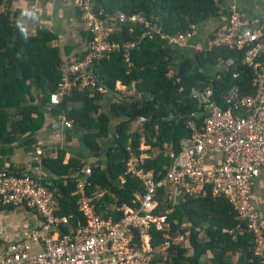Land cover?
<instances>
[{"label":"trees","instance_id":"16d2710c","mask_svg":"<svg viewBox=\"0 0 264 264\" xmlns=\"http://www.w3.org/2000/svg\"><path fill=\"white\" fill-rule=\"evenodd\" d=\"M218 1L89 0L90 12L112 30L110 41H134L148 32L130 51L129 69L122 53L108 54L93 64V74L108 92H114L119 82L125 87L133 84L136 93L129 101L111 104V115L122 118L111 130L109 116L102 112L99 103L103 94L94 90H75L59 105H50V94L61 79L59 65L71 48L56 45V36L46 29L29 35L9 6L2 5L4 1L0 0V145H14L22 137L41 130L45 118L43 107H48L53 116H64L72 126L82 129L86 133L84 145L93 153L102 151L97 141L113 139V145L106 151L107 168H90L85 192L94 197L98 215L118 220L121 211L116 209L123 205L137 206L135 196L144 194V183L126 171L128 161L135 159L136 168L151 171L157 180L172 163L169 154H165V146L171 147L169 151L174 156L178 155L182 142L192 137L188 121L194 120L198 127L202 126V105L193 93L210 89L211 100L225 108L223 97L231 88L237 86L241 94L254 91L253 71L241 63V55L236 51L215 47L192 53L190 57L182 56L178 71L172 72L170 64L176 50L167 47L158 33L134 23L119 22V16H141L166 35L193 29L201 33L218 16ZM87 40H91L90 34ZM208 67H217L219 71L208 73ZM136 119H141V124L130 131V124ZM142 143L156 155L150 151V157L139 164ZM62 160L63 153H59L57 159H44L43 164L66 178L41 183L54 191L57 214L68 217L69 225L61 227V232L67 233L78 223H85L78 210V196L74 194L77 178L73 177L84 164L74 158L66 164ZM0 169L16 175L23 173L11 166L3 168V164ZM97 191H102L99 197ZM156 200L155 212L166 214L168 227L164 232L151 230L150 244L155 255L151 264H264V255L255 254L254 238L246 224L237 219L228 200L212 197L210 188L197 197L186 195L175 204L168 201L167 189L160 188ZM6 208L13 207L0 204V210ZM181 238H186L188 243L185 245ZM165 243L168 245L162 256ZM244 248L248 253L246 263Z\"/></svg>","mask_w":264,"mask_h":264},{"label":"built area","instance_id":"2783aa9c","mask_svg":"<svg viewBox=\"0 0 264 264\" xmlns=\"http://www.w3.org/2000/svg\"><path fill=\"white\" fill-rule=\"evenodd\" d=\"M40 1L78 9L80 20L91 35L82 51L62 58L61 79L50 94V105H59L75 90L91 89L106 94L107 89L93 74L94 62L108 54L122 53L129 69L130 51L148 32L134 41H110L112 30L90 12L89 0ZM119 22L134 23L158 33L172 49L201 53L215 47H228L236 51L241 55V63L253 71L254 91L241 94L237 86L231 88L223 97L225 108L211 100L210 89L193 93L202 105V126L198 127L194 120L188 121L192 137L182 143L178 155L169 153L172 163L161 178L155 180L152 172L128 164L126 171L144 183V194L135 196L137 206L123 205L116 209L121 211L118 220L96 213L94 197L85 192L90 167H83L73 175L77 178L74 194L78 196V210L85 223H78L67 233H62L61 227L69 225V219L57 214L58 203L53 190L32 174L16 175L0 169V204L24 207L40 219L37 227L23 230L18 241L0 251V264H151V230L164 232L168 227L166 214L155 212L160 188L167 189L171 204L186 195L197 197L210 188L212 197L228 200L237 219L244 222L253 235L255 254L263 256V219L251 202V191L260 170L264 169V24L235 9L205 36L195 29L176 35L162 34L138 15L119 16ZM64 126L70 129L71 122L64 121ZM167 245H163V252Z\"/></svg>","mask_w":264,"mask_h":264},{"label":"crops","instance_id":"0c3cea01","mask_svg":"<svg viewBox=\"0 0 264 264\" xmlns=\"http://www.w3.org/2000/svg\"><path fill=\"white\" fill-rule=\"evenodd\" d=\"M2 3V5L9 6L11 12L29 35H35L39 29H46L56 36V45L61 48L70 47L71 53L82 50L85 46L87 32L76 8L57 2L40 0H4ZM218 5L220 12L217 17L209 21L206 29L201 32L203 36L223 23L233 9L249 19L264 24V0H219ZM175 50L174 55L176 56L172 58L170 64L172 72L178 71L182 56L190 57L193 53L182 48ZM207 70L211 74L219 71L217 67H208ZM171 71L170 75H172ZM134 96L136 93H134L133 84L130 87H125L119 82H116L114 92H107L103 95L99 103L102 106V112L109 116L111 130L122 120V118L117 119L111 115V104L129 101ZM43 109L45 110V118L41 130L35 134L22 137L14 145H0V152H4L0 153V164H3V168L11 166L23 173L36 176L40 181L58 182L65 179L66 176L45 167L43 161L44 159L55 160L59 153H63V164L74 158L83 163L84 167L100 166L104 169L107 168L106 151L113 145V139L97 141L102 151L93 153L84 145L86 133L82 129H77L72 125L70 129H66L64 121L67 120L64 116H53L48 112V107H43ZM139 124H141V119L133 120L130 124V131L138 128ZM165 149H167L165 154H169L171 147L165 146ZM150 151V147L143 143L140 144L139 152L142 154L138 157L137 162L140 164L143 163L144 159H148ZM151 153L155 154L153 151ZM130 163L135 165V159L129 160L128 164ZM121 182L122 180H120ZM101 194L102 191H97L96 196L99 197ZM251 202L262 215L264 228V169L260 170L252 186ZM39 224L38 215L24 207L0 210V251L6 250L8 245L18 241L23 230L33 229ZM185 224L189 226L188 221Z\"/></svg>","mask_w":264,"mask_h":264},{"label":"rangeland","instance_id":"374dc122","mask_svg":"<svg viewBox=\"0 0 264 264\" xmlns=\"http://www.w3.org/2000/svg\"><path fill=\"white\" fill-rule=\"evenodd\" d=\"M184 239H185V240H184ZM184 239H183L182 241H183V242L185 243V245H186V244L188 243V240H187L186 238H184ZM162 250H163V248H162ZM162 250H161V251H162ZM164 254H165V252L162 251V256H165ZM154 256H155V255H152V259L154 258ZM208 257H210V255H208ZM208 257H207V258H208ZM207 258H206V259H207ZM152 259H151V260H152Z\"/></svg>","mask_w":264,"mask_h":264},{"label":"water","instance_id":"95a60500","mask_svg":"<svg viewBox=\"0 0 264 264\" xmlns=\"http://www.w3.org/2000/svg\"><path fill=\"white\" fill-rule=\"evenodd\" d=\"M244 256H245L244 263H246L248 261V253L245 248H244Z\"/></svg>","mask_w":264,"mask_h":264}]
</instances>
